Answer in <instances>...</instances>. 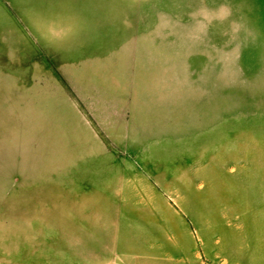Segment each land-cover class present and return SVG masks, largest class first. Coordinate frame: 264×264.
Returning a JSON list of instances; mask_svg holds the SVG:
<instances>
[{"label": "rangeland", "instance_id": "rangeland-1", "mask_svg": "<svg viewBox=\"0 0 264 264\" xmlns=\"http://www.w3.org/2000/svg\"><path fill=\"white\" fill-rule=\"evenodd\" d=\"M0 264H264V0H0Z\"/></svg>", "mask_w": 264, "mask_h": 264}]
</instances>
